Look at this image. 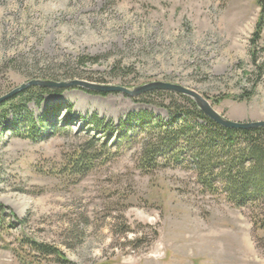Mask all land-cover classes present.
Wrapping results in <instances>:
<instances>
[{
	"label": "rangeland",
	"instance_id": "obj_1",
	"mask_svg": "<svg viewBox=\"0 0 264 264\" xmlns=\"http://www.w3.org/2000/svg\"><path fill=\"white\" fill-rule=\"evenodd\" d=\"M263 7L0 0V92L33 80L168 83L230 121L264 122ZM49 91L24 102L40 139L10 133L24 112L0 119V264H264L263 210L204 189L186 161L145 166L148 137L136 135L134 118L169 123L164 106L182 103L178 94Z\"/></svg>",
	"mask_w": 264,
	"mask_h": 264
},
{
	"label": "trees",
	"instance_id": "obj_2",
	"mask_svg": "<svg viewBox=\"0 0 264 264\" xmlns=\"http://www.w3.org/2000/svg\"><path fill=\"white\" fill-rule=\"evenodd\" d=\"M257 1L264 5V0ZM262 9L264 11V7ZM48 92V89L31 88L0 105V119L8 111L15 115L24 112L26 115L23 121L25 123H18L10 133L18 137L25 133L32 140L43 136L40 131L41 122L34 120L33 115L26 110L24 102ZM165 95L172 93L152 92L138 98L144 100ZM177 97L182 103L175 107L164 106L172 117L167 124L148 114L134 118L137 124L134 128L136 135L144 134L148 137L144 160L149 164L145 166L155 167L154 162L159 158L173 165H183L186 161L194 169L197 181L204 189L221 192L239 209L264 211V129H225L203 114L193 100L182 95ZM37 102V105L41 104L40 100ZM23 125L26 126V132L21 130ZM254 218L257 219L258 216ZM40 250L48 255L58 254L47 247Z\"/></svg>",
	"mask_w": 264,
	"mask_h": 264
},
{
	"label": "water",
	"instance_id": "obj_3",
	"mask_svg": "<svg viewBox=\"0 0 264 264\" xmlns=\"http://www.w3.org/2000/svg\"><path fill=\"white\" fill-rule=\"evenodd\" d=\"M31 88H41L48 90H64V89H81L83 91H89L99 94H122L129 98H138L142 95L152 93V92H170L178 95H182L193 100L198 108L214 123L220 125L221 127L228 130H242V131H253L264 129V122H251V123H238L226 119L224 116L219 114L215 108L195 91L184 88L182 86L168 84V83H152L146 86L130 90L122 86L115 85H97L90 84L82 81H68V82H52V81H42L33 80L27 84H23L19 88L13 90L9 94L0 98V105L13 99L22 92H25Z\"/></svg>",
	"mask_w": 264,
	"mask_h": 264
}]
</instances>
